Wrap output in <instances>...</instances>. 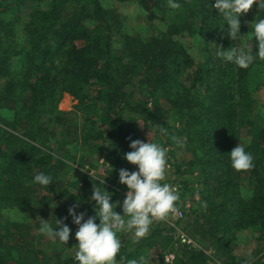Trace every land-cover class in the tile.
Wrapping results in <instances>:
<instances>
[{
	"label": "trees",
	"instance_id": "trees-1",
	"mask_svg": "<svg viewBox=\"0 0 264 264\" xmlns=\"http://www.w3.org/2000/svg\"><path fill=\"white\" fill-rule=\"evenodd\" d=\"M132 1L148 12L150 20L166 21L161 15L164 0ZM179 2L181 7L165 22L164 31L141 37L120 32L117 18L100 0H0V78L6 77L0 86V264H77L75 250L63 256L62 245L49 250L37 243V226L41 219L46 220L49 204L56 216L77 204L76 208H93L95 201L90 196L99 183L97 175L82 170L83 164L72 167L75 162H68L70 151L65 143L53 148L40 138L45 133L58 137L54 125L59 112L50 104L62 91L77 99L78 108L87 113L81 125L74 126L73 141L67 144L76 138L87 147L103 141L108 154L114 155V169L123 165V154L132 150L130 141L143 140L138 121L147 134L166 113L160 98L176 105L185 119L180 131H186L194 156L188 164H200L204 186L210 189L203 192L206 202L200 213L195 209L178 225L185 230L188 225L197 228L198 214L202 215L198 229L213 240L220 257L213 264L248 262L228 248L231 231L248 228L257 243L255 252L264 250V115L257 118L251 109L252 93L264 85L258 68L262 60L242 69L216 56L219 46L248 43L255 53L252 21L247 13L240 16L242 37L232 42L220 28L223 22L217 10L211 7L215 0ZM248 11L255 19L264 17V10L256 4ZM16 24L21 25L23 43L13 42L11 32ZM195 32L204 36L207 46H213L209 63L195 61L178 40ZM15 56L19 57L16 67ZM185 71L190 87L180 92L171 82ZM127 84L139 88L142 98L137 103L130 99ZM148 97H152L151 106L145 101ZM237 143L254 157V167L248 171L236 172L230 166L228 152ZM67 168L77 174L75 193L61 180ZM40 172L54 180L47 189L32 183ZM103 188L112 193L105 183ZM66 198L69 202L64 205ZM6 205L20 208L27 219L1 218V208ZM160 223L158 228L168 227ZM73 243H77L75 238ZM183 248L182 264H209L202 249L190 244Z\"/></svg>",
	"mask_w": 264,
	"mask_h": 264
},
{
	"label": "rangeland",
	"instance_id": "rangeland-1",
	"mask_svg": "<svg viewBox=\"0 0 264 264\" xmlns=\"http://www.w3.org/2000/svg\"><path fill=\"white\" fill-rule=\"evenodd\" d=\"M100 1L105 8L109 9L110 15L117 18L120 26V32L131 36L138 35L141 37H147L152 34L161 33L166 29L165 22L170 20L176 12V10L173 11L168 8L167 0H164L165 8H161V15H163V18H165L166 21L160 19L150 20L148 12L135 1ZM247 14L251 21L254 22V13L252 11H248ZM20 34L21 25L16 24L14 30L11 32V36L15 44L17 42L23 43V38L20 39ZM204 39L203 35L199 32H195L192 34L182 35L178 40L183 43L195 61L202 63L203 60H206L209 63V58H213L214 56L213 46L212 44L207 46L206 40ZM208 54H211V56L209 57ZM13 59L12 62L16 67L19 63V57L15 56ZM219 66L224 68V63H221ZM258 68L260 70V76L264 80V60H262V64H260ZM188 75V71L176 75L171 82L172 88H175L180 92H185V89H187L185 87H188L189 89L190 81ZM5 80L6 77L0 78V86L3 85ZM125 89L131 93L130 99L136 103L141 100L142 96L138 93L139 88L137 86L127 84L125 85ZM251 96L253 100V108L251 109L255 114H258L257 118H260L261 115H264V85L259 90L254 91ZM145 101L148 102L147 106H151L152 97L146 98ZM160 101H163V106L167 111L158 123L152 125L148 129L149 131L147 134L145 129L141 126L142 122L138 121L140 133L142 134L143 139L142 142H147L149 140L150 142H156L167 149L166 159L168 168L165 180L161 181V183H178L185 192L186 196L184 198L188 200L187 202L190 206V212L188 214H194V210L196 209V211L199 212L202 209V205L206 202L202 200L203 192L206 190L210 192V189L204 186L205 179H203L204 175L202 171L199 170L200 164L197 161L193 164H188V160L194 158V156L188 147L186 131H180L185 119L179 116V111L175 108L176 105L174 106V104H171L170 101L165 98H160ZM142 102H140V104H142ZM77 103V99H75L71 94L67 91H62L57 101L50 104L51 106H55L56 111L59 112L57 114V118L59 120H57L55 122L56 125H54V130L58 137L55 138V136H50L48 133H45L40 138H42V141H45L43 143L47 144L45 146H51L53 148L54 146L56 147L58 143H65L66 147L69 148L70 151L68 162L70 164L75 162V166H77L78 163L83 164V171H90V173L100 176L107 174L104 178L106 187L112 190L114 201L122 202L124 198V185L118 182V172L122 168L134 171L137 170L136 166L124 159L123 165L119 169H114L112 163L114 161V155L108 154L109 149L105 146L106 143L101 140L92 143L89 147H87L79 138H76L73 143L67 144V142L73 141L74 136H72L71 133L74 131V126H80L83 117L87 115V113L78 108ZM49 109L50 107H48L46 111ZM127 117L128 115L124 116L123 121L126 122L128 120ZM157 125L166 128L169 134H158V132L153 130ZM69 130L70 132H67ZM173 137H178L184 140L183 148L177 147ZM91 165H94L96 168L91 167ZM76 177V172L71 168H67L61 175V180H63L65 187L74 193L76 192V189L73 187V182ZM63 201H65L64 205L69 202L67 198ZM73 204L74 203H72V205ZM51 208H53V205L49 204L46 211V220H48V223L55 227V217H57L58 220L63 219V223L67 224L71 229L70 238L62 247L63 256H69L73 254L75 250V244L73 241L74 233L78 226L72 223V218L69 216L68 210H61L62 213H57L56 216L50 212ZM77 209H79L78 212L85 213V219L89 216H94L95 214L94 210H92L93 208H87V206L84 205H81L80 208H75L76 211ZM115 211L121 212V208L117 206ZM1 218L8 220H21L27 219V214L21 211L18 207H7L6 205L1 208ZM197 218V228L188 225L186 230L183 229L182 225H178L179 221L175 223L177 228L164 227L163 229L158 228L159 222H155L151 226L149 235L146 238L139 240V242H133L130 237H126L121 234L120 239L122 246L125 245L126 248L121 249L120 255L124 256L127 260L139 259V257L144 256L147 258V264H182V259L186 256V253H184L185 249L183 247L184 244L187 245V243L181 241L179 234L184 233L192 240L190 246L202 249L206 254L207 262L209 264H213L216 260L219 261L220 257L216 254L213 240L209 237V235H202L200 229H198L200 227L199 224L203 222L202 215L198 214ZM98 222L99 221L97 219L96 223ZM160 224L163 226L162 223ZM39 227L40 226H37L38 229ZM231 232L232 233L228 234V248L231 249L234 254L247 258L248 262L246 264H264V256H262L264 250L255 252V246H257V243L253 238L252 232L248 228L234 233L233 231ZM37 243L40 246L48 247L47 249L49 250H51L53 246L57 245L49 241L41 234L37 239ZM116 258L119 259V254Z\"/></svg>",
	"mask_w": 264,
	"mask_h": 264
},
{
	"label": "clouds",
	"instance_id": "clouds-1",
	"mask_svg": "<svg viewBox=\"0 0 264 264\" xmlns=\"http://www.w3.org/2000/svg\"><path fill=\"white\" fill-rule=\"evenodd\" d=\"M167 4L172 10L181 7L179 0H167ZM253 4H256L260 11L264 10V0H215L211 5L217 10L218 19L223 22L220 28L232 42L242 37L240 16L247 13ZM251 37H255V53L248 43L243 47L219 46L216 56L225 64L242 69H247L257 59L264 60V17H256L251 23ZM153 130L161 135L169 134L166 128L159 125ZM173 139L177 147L183 148V139ZM129 147L132 150L124 153L123 158L135 165L137 170L122 168L118 172V182L127 187L122 202L112 201V193L103 188L107 174L97 175L95 181L99 183L94 185L90 196V201H95L94 216L85 219L84 212L75 210L79 207L78 204L68 209L72 223L78 226L74 233L77 243L73 257L77 264H147V258L144 256L127 260L120 255L121 234L130 237L133 242H139L149 235L155 222L166 221L170 214L176 211L175 204L180 199L179 186L161 183L165 180L168 168L167 149L156 142H142L139 139L131 140ZM228 153L230 166L234 171L243 172L254 167V157L246 151L245 145L237 143ZM53 181L49 175L40 172L34 175L32 183L47 189ZM117 206L121 208V212L115 211ZM38 231L52 243L62 246L68 242L71 233L70 227L63 223V219H55V227L48 223V220L41 219ZM118 254L119 259L116 258Z\"/></svg>",
	"mask_w": 264,
	"mask_h": 264
},
{
	"label": "built area",
	"instance_id": "built-area-1",
	"mask_svg": "<svg viewBox=\"0 0 264 264\" xmlns=\"http://www.w3.org/2000/svg\"><path fill=\"white\" fill-rule=\"evenodd\" d=\"M170 184L174 186H179L180 199L175 204L176 211L174 213H171L166 221H161V222L167 225L169 228H177L175 223L186 217V215L190 212V206L187 202L188 200L184 198L186 195L182 187L175 182ZM126 191H127V187L126 185H124L123 196H125ZM179 238L181 239L182 242H185L187 244L192 243V240L188 238V236H186L184 233H180Z\"/></svg>",
	"mask_w": 264,
	"mask_h": 264
}]
</instances>
